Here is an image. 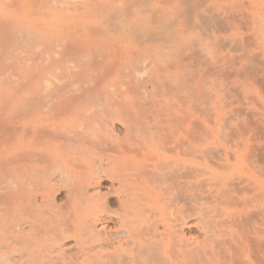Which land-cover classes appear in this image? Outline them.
I'll list each match as a JSON object with an SVG mask.
<instances>
[{
    "label": "bare ground",
    "instance_id": "1",
    "mask_svg": "<svg viewBox=\"0 0 264 264\" xmlns=\"http://www.w3.org/2000/svg\"><path fill=\"white\" fill-rule=\"evenodd\" d=\"M106 1L0 0V264H264V0Z\"/></svg>",
    "mask_w": 264,
    "mask_h": 264
},
{
    "label": "rangeland",
    "instance_id": "2",
    "mask_svg": "<svg viewBox=\"0 0 264 264\" xmlns=\"http://www.w3.org/2000/svg\"><path fill=\"white\" fill-rule=\"evenodd\" d=\"M113 1H116V0L106 1L104 3L101 2L102 7L98 3V4L95 5V7H90L91 10H89V11L91 12L93 9L94 10L96 9V12H98V11L99 12H103L107 8L115 7V4H117V1L116 2H113ZM166 1H168V0H166ZM174 1H176V0H173V2ZM178 1L179 2L181 1L180 2L181 5H182L183 2L185 3V4L183 3L182 7H181V5L179 3H177L178 6H180L182 9L181 8L178 9V8L173 7L174 4L172 6V2L171 1H170L171 5L169 7H167V8H170V10H172L173 12H175L177 10H179L178 12H180V9H181V13L187 12L186 14L192 13V11H193L191 16L193 14H196V11L197 10L199 11V9H200V11L207 10V7L209 5V3H208L209 1L208 0H206V1L205 0H178ZM107 2H111L109 4L110 5L114 4V6H110V7L107 6L106 7L105 5H109ZM150 2L151 1H148V3H150ZM205 2H206V5H205ZM128 3L130 4L131 2L128 1ZM128 3H126V4H128ZM126 4H119L118 6H120V5L121 6L118 7L116 5V7H118V8H126L127 11H130L131 9L137 7L135 5H130V6L127 7ZM98 5H100V6L98 7ZM103 6H105L106 8H104ZM146 7H148V6H146ZM183 7H184V9L186 8L185 9L186 11L183 9ZM101 8H103L104 10H102ZM187 10H190L191 12L187 11ZM85 13H88V12H85ZM79 14H82V16L85 15L83 12H80ZM188 16H190V15H188ZM73 17L75 18V15L71 14L70 17H69L70 20L74 19ZM77 17H79V15ZM192 17H190L191 20L193 19ZM199 22H201V21H199ZM205 22H206V20L204 19V22H203V20L201 22L202 24H197V26L195 25V27H196L195 29H198L197 28L198 26H200V27L196 31L194 29V33H193V36H192V41L196 42L197 45L199 46V48H202V45L204 46V43L207 44L208 42H210V40L208 38L209 32H208V29L206 28L207 27L206 26L207 23H205ZM225 37H226V35H225ZM192 41L190 40L191 43H192ZM199 48L197 47V49H199ZM204 48H205V46H204ZM217 49H215V50H217ZM219 50H221V48H219ZM219 50H217L218 53H219ZM237 51H238V48H237ZM146 58L151 62L155 58V55H154L153 52H151V53H148ZM240 62L241 61H239L235 57H228L227 60H226V65L227 66H239ZM11 65H12V63L10 64V66L9 65L8 66L11 67V68H12V66L14 67V65H12V66ZM248 65L250 67H255V68H261L262 66H264L263 64H260L257 61H255L254 59L250 60ZM10 80L12 81V79H10ZM217 80H219V83H217L218 82ZM228 80L229 81L231 80L230 83H229ZM213 81H215V83ZM226 82H227V84H229V86H228L229 89L226 86L227 85ZM207 83L209 85L210 84H213V85L215 84L214 87L217 86L216 83L220 84V86H224L222 88L224 89L223 94H225V97H223V99H225L224 100V106L226 107L225 114H227V117L230 120H232L231 122H235L236 123V122L247 121V120H251L252 122H260L262 124L261 129L264 132V76L263 75L259 76V77H254V78L253 77H249L247 79H241V80L237 79V77H235L233 75L232 77L228 76V77H225L223 79H221V78L213 79L212 83L210 82V80H208ZM222 83H223V85H222ZM163 85H164V81H163V83H160V85L158 86V90L159 91H161V87L163 88ZM209 87L212 88L211 85ZM217 87H219V85ZM217 90L219 91V89H217ZM207 102H210V101L207 100ZM199 103L201 104L202 102L199 101ZM210 105H211V103H210ZM210 115H211V113H210ZM199 120L202 121L203 119L202 118H197V121H199ZM209 120H208V122H211V120L210 121ZM261 135L264 136V133H262Z\"/></svg>",
    "mask_w": 264,
    "mask_h": 264
},
{
    "label": "crops",
    "instance_id": "3",
    "mask_svg": "<svg viewBox=\"0 0 264 264\" xmlns=\"http://www.w3.org/2000/svg\"><path fill=\"white\" fill-rule=\"evenodd\" d=\"M148 1H151V2L148 3ZM154 2H155V0H153V1L152 0H146L145 5L148 6V8H151Z\"/></svg>",
    "mask_w": 264,
    "mask_h": 264
}]
</instances>
